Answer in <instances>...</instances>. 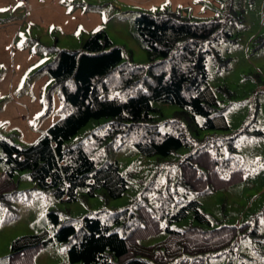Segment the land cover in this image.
I'll use <instances>...</instances> for the list:
<instances>
[{"label": "rangeland", "instance_id": "374dc122", "mask_svg": "<svg viewBox=\"0 0 264 264\" xmlns=\"http://www.w3.org/2000/svg\"><path fill=\"white\" fill-rule=\"evenodd\" d=\"M164 12L193 23L219 21L229 33L218 46L224 62L211 58L207 64L208 86L224 109L228 128L205 129L203 118L190 119L176 105L154 102L152 121L160 131L184 134L192 141L163 157L142 154L132 139L107 136L109 119L91 120L67 146L82 143L98 166L117 163L128 181L127 191L111 199L103 189L92 195L85 187L78 190L76 201H69L38 188L27 172H17L16 192L0 195V264L11 263L17 239L54 233L51 212L60 215L61 224L71 222L80 230L87 216L108 218L126 210L140 214L143 206L159 218L166 212L163 231L143 240L146 247L166 240L168 229L231 226L239 233L235 252L205 256V264H264V0H0V138L28 148L66 117L48 65L62 50H81L98 31L123 50V63L150 66L135 19ZM109 97L126 95L114 86ZM202 144L218 148L223 158L231 156L241 179L227 187L213 184L208 194L189 193L180 177H186V157ZM4 171L0 165V175ZM229 177L224 173L221 178L226 184ZM192 202L197 204L175 220ZM69 247L56 243L37 250L32 264H69Z\"/></svg>", "mask_w": 264, "mask_h": 264}, {"label": "trees", "instance_id": "16d2710c", "mask_svg": "<svg viewBox=\"0 0 264 264\" xmlns=\"http://www.w3.org/2000/svg\"><path fill=\"white\" fill-rule=\"evenodd\" d=\"M135 30L149 54L148 67L123 63V50L103 31L86 40L81 50L60 51L48 65L68 114L28 148L0 138V165L5 166L0 175V195L16 192V173L27 172L38 188L52 190L59 199L76 201L78 190L85 187L92 195L103 189L111 199L122 197L128 181L117 163L98 166L82 143L67 146L91 120L109 119L107 136L132 139L142 154L163 157L192 141L184 134L160 131L152 121L154 102L176 105L190 119L203 118L205 129L228 128L224 109L208 86L209 59L224 62L218 46L229 33L223 31L221 23H193L164 12L141 14L135 19ZM114 86L121 87L126 97L110 98ZM204 145L186 157V177L180 179L189 193L208 194L213 184L217 187L220 182L227 187L241 179L231 156L223 158L218 148L213 151ZM224 173L232 174L226 184L221 178ZM196 204L183 208L175 220L185 217ZM165 214L163 211L159 218L143 206L140 214L126 210L108 218L87 216L79 230L71 222L61 224L60 215L51 212L48 218L57 228L54 233L45 231L17 239L10 264H32L33 252L56 243L70 245L69 264H205V256L235 252L239 233L231 226L168 229L163 242L142 245L143 240L163 231ZM197 217L205 220V215Z\"/></svg>", "mask_w": 264, "mask_h": 264}, {"label": "bare ground", "instance_id": "6f19581e", "mask_svg": "<svg viewBox=\"0 0 264 264\" xmlns=\"http://www.w3.org/2000/svg\"><path fill=\"white\" fill-rule=\"evenodd\" d=\"M162 131V130H161Z\"/></svg>", "mask_w": 264, "mask_h": 264}]
</instances>
